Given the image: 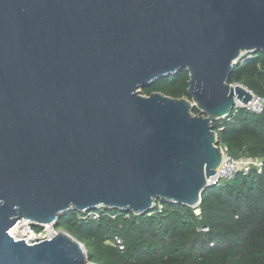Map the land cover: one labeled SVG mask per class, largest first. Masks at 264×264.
<instances>
[{
	"label": "water",
	"instance_id": "95a60500",
	"mask_svg": "<svg viewBox=\"0 0 264 264\" xmlns=\"http://www.w3.org/2000/svg\"><path fill=\"white\" fill-rule=\"evenodd\" d=\"M257 52L264 0H0V264H94L64 232L15 241L19 221L197 208L223 158L213 123L251 100L229 78ZM182 70L190 100L142 95Z\"/></svg>",
	"mask_w": 264,
	"mask_h": 264
},
{
	"label": "trees",
	"instance_id": "16d2710c",
	"mask_svg": "<svg viewBox=\"0 0 264 264\" xmlns=\"http://www.w3.org/2000/svg\"><path fill=\"white\" fill-rule=\"evenodd\" d=\"M187 82L182 70L142 94L190 100ZM228 83L264 98V54L240 58ZM192 114L201 115L195 108ZM228 118L213 123L218 145L233 158L261 159L260 172L206 188L197 208L160 202L161 213L155 207L140 216L105 208L71 211L59 217L55 230L82 244L94 264H264V113L232 110ZM114 237L122 250L113 246Z\"/></svg>",
	"mask_w": 264,
	"mask_h": 264
},
{
	"label": "built area",
	"instance_id": "2783aa9c",
	"mask_svg": "<svg viewBox=\"0 0 264 264\" xmlns=\"http://www.w3.org/2000/svg\"><path fill=\"white\" fill-rule=\"evenodd\" d=\"M247 91L251 95L250 102L247 103L246 105H244L241 102L236 101L232 110H245V111H247L249 113H253V114L264 113V98L257 97L252 92H250L249 90H247ZM222 120L228 121L229 118L227 117V118L222 119ZM220 148H221V151L223 153V158H222V161H221L219 168L216 170L215 175L209 179L210 186H215L221 181L230 180L237 174L247 175L252 171V169L260 172L262 165H263V161L261 159L233 158L226 153L225 148H223L221 146H220ZM155 207H156L158 213L162 212L161 203H159V202L156 203L154 205V208ZM154 208L152 210H154ZM196 213L198 214L199 212L196 211ZM18 225H19V227H23L26 230V232L28 233L27 238H25V240H24V238H20V237H18V238L12 237V238L15 241L23 240L26 244H28L30 246L38 244V243L45 241V240H50L59 233L53 227H51V232H49L44 227V225L37 226V225H33V224H28L27 222H24V221L17 222L16 225L12 229L17 227ZM33 226L40 227L41 230L35 231ZM12 229H10L9 234L12 231ZM112 244L114 247H117L119 250L123 249V243H122L121 239L118 237H114Z\"/></svg>",
	"mask_w": 264,
	"mask_h": 264
},
{
	"label": "bare ground",
	"instance_id": "6f19581e",
	"mask_svg": "<svg viewBox=\"0 0 264 264\" xmlns=\"http://www.w3.org/2000/svg\"><path fill=\"white\" fill-rule=\"evenodd\" d=\"M44 227L49 232H51V226L50 225H44ZM10 235L13 238L20 237V238H24V240H25V238H27L28 233L26 232V230L23 227H19V225H18L17 227H15L14 229H12V231L10 232Z\"/></svg>",
	"mask_w": 264,
	"mask_h": 264
},
{
	"label": "rangeland",
	"instance_id": "374dc122",
	"mask_svg": "<svg viewBox=\"0 0 264 264\" xmlns=\"http://www.w3.org/2000/svg\"><path fill=\"white\" fill-rule=\"evenodd\" d=\"M249 54H250V53L243 54L242 57H243V58H248V57H249ZM142 95H143V94H142ZM143 96L146 97L145 95H143ZM58 232H62V231H58ZM17 238H18V237H17Z\"/></svg>",
	"mask_w": 264,
	"mask_h": 264
}]
</instances>
